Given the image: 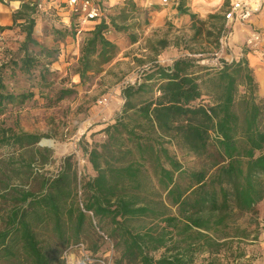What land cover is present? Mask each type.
I'll return each instance as SVG.
<instances>
[{"label":"trees","instance_id":"trees-1","mask_svg":"<svg viewBox=\"0 0 264 264\" xmlns=\"http://www.w3.org/2000/svg\"><path fill=\"white\" fill-rule=\"evenodd\" d=\"M128 1L114 16L106 3L105 17L84 39L70 67L80 85H91L117 56L109 31L138 40L120 20L143 7ZM188 1L175 0L181 14ZM228 4L206 19L194 15L191 35L158 40L150 45L154 56L136 59L148 66L122 87L121 111L98 132L105 139L84 135L77 144L94 175L82 173L76 152L62 158L55 175L37 172L33 163L50 158L36 148L41 136L7 124L14 112L56 108L76 93L52 68L58 45L43 46L34 35L43 17L56 42L74 37L76 17L66 26L56 9L43 11L31 0L13 14V25H0V34L12 32L0 38V149H13L0 155V264H67L71 247L84 243L98 256L107 240L119 253L115 264H194L204 253L207 264H221L214 256L222 247L247 237L236 217L257 215L264 201V97L246 57L202 64L228 36ZM171 43L183 54L161 65L160 52ZM173 138L195 155L194 166L171 154Z\"/></svg>","mask_w":264,"mask_h":264},{"label":"rangeland","instance_id":"rangeland-1","mask_svg":"<svg viewBox=\"0 0 264 264\" xmlns=\"http://www.w3.org/2000/svg\"><path fill=\"white\" fill-rule=\"evenodd\" d=\"M223 6L225 7V3ZM144 10V7L141 9V12L131 9L126 14V17L120 20L129 26V30L136 34L138 38L143 39L140 45L132 49L134 50L132 57L128 60L120 61L119 64L108 69V72L101 81L97 79V83L94 82L91 85L80 86V89H77L73 96L63 101L56 108L38 107L28 110L26 113L24 110L14 112L12 117L7 121L8 125L18 122L20 125L19 132L33 133L41 136L36 148L42 151L45 149L50 151L48 161L43 162L37 159L33 163L34 169L37 172L46 176L55 175L60 168L62 158L76 152L77 144L85 135L87 124L90 122L89 116L92 115L91 108L102 106V111H104L110 106L112 101L116 104V100L112 99H115L116 95H120V89L126 83H134L135 79L142 75L143 69L148 66V62L140 65L136 59L148 60L154 56L155 52L150 48V45L153 46L161 39L172 42L184 34L188 36L192 34L188 32L191 29L186 31L183 29L184 27L171 22L165 26L152 29L150 28L151 23L148 16L143 14ZM204 10L208 11V13H204L205 11L202 10L203 18L207 16L206 14H216V12H209L213 8ZM262 18L264 21V16ZM252 30L261 34L262 39L257 49H251L246 44ZM231 32L233 34H230ZM248 53L264 54V24L261 27L251 22L249 24H237L234 32L233 29L229 30L228 36L221 40V48L214 50V53H208L207 56L209 58L205 59L202 64L217 67L223 61L232 62L233 60L241 59ZM261 56L259 64L264 66V55ZM170 57H173L170 51L161 50L158 62L161 65H166ZM253 71L255 73L254 68ZM68 75V80L73 84L72 74L69 71ZM59 76L66 77L64 74H59ZM259 94L264 97V93L261 91H259ZM94 110L97 109L94 108ZM86 135L90 139V134ZM46 141H52L53 145L47 144ZM170 141L171 144H168V148L178 161L186 167H192L197 163L195 155L181 141L175 138ZM12 150L6 148L0 149L1 157H8L12 154L9 151ZM76 153L78 154V152ZM19 154V152H15L14 158L19 160ZM78 158L82 173L94 175V171L87 165L83 156L78 154ZM257 208V215L246 214L236 217L238 218L237 222L240 231L244 230L247 237L230 239V242L222 247L221 253L214 256L221 264H264V201ZM163 252L164 250L158 252L156 258H159ZM100 254L98 256H106L111 264H115L116 259L119 257L117 249L109 240L103 244ZM70 256H74L75 261L80 259V254L73 252L68 256L67 263L75 262L74 258L71 259ZM210 257L209 253L199 255L194 264H207Z\"/></svg>","mask_w":264,"mask_h":264},{"label":"crops","instance_id":"crops-1","mask_svg":"<svg viewBox=\"0 0 264 264\" xmlns=\"http://www.w3.org/2000/svg\"><path fill=\"white\" fill-rule=\"evenodd\" d=\"M31 0H0V25L1 26H11L13 25V14L18 11L22 4L25 2H29ZM198 0H190L187 2L186 7L189 8L188 12L186 14H181L176 9V3L175 0H168L167 4H164L162 0H132L134 4H137L139 7H144L145 10L143 11V14L148 16L149 21L151 23L150 28H156V27H162L165 26L168 23H175L176 25L184 27L186 31L191 29L192 23H193V16L196 15L200 19H206V17L209 14H206L205 18H203L202 10L204 9H210L213 8V10H210L211 13H221L223 10V5L225 3V0H206L208 2L212 1H218V3L215 6H208V4H200L197 2ZM105 3L108 4L110 8H112L109 12L111 15H117L120 10H122L128 0H105ZM55 6L57 3L54 4ZM54 6V7H55ZM48 6H42V10L45 11ZM141 12V11H140ZM57 13L60 16V19L62 23L66 26H71L72 24V16L68 8L61 7L58 8ZM208 13V11L204 12ZM264 16V7L260 12H257L252 20L251 23H254L259 25V27L264 24L263 17ZM253 21V22H252ZM96 25V22L90 21L88 23L83 24L81 28V32L79 34H76L74 37H68L65 40L57 41L52 36L49 35L47 32V21L41 17L37 19L36 26L34 28V35L38 39V41L46 47H52L56 44L60 48V56L56 62L52 64L53 70L57 71L60 75L64 74L66 77H69L68 71L70 72V67L75 66L77 64L78 58L80 56L81 46L84 41V39L87 37L88 33L93 30L94 26ZM237 25V24H236ZM236 25H231L233 32L235 30ZM178 26V27H179ZM156 30V29H155ZM154 30V31H155ZM192 33L191 31H188ZM11 31H5L4 33L0 34V38H6L10 36ZM233 34V33H232ZM107 37L114 41L119 50L117 56L107 65L104 66V71L98 75L96 78L101 81L105 74L108 72V69L112 68L114 65H117L120 63V61L128 60L130 57H132V52L135 47L140 45L142 38H138L136 42H132L126 35L118 33L116 31H109L107 34ZM166 51H170V54H172L173 57H170L168 59V64L171 65L175 59H177L179 56L183 54V51L179 48L175 47L172 43L164 49ZM261 53L253 54L248 53L244 55L250 63V66L254 68L256 79L259 83L260 91L264 93V66L259 64L261 62ZM261 56V57H260ZM63 77V76H62ZM72 81L71 85H74L76 89H80V77L78 74L72 73ZM96 80L94 82H96ZM137 78L135 79V81ZM134 81V82H135ZM70 82V81H69ZM93 82V83H94ZM92 83V84H93ZM97 83V82H96ZM122 88L120 89V95H116L115 99L116 104L114 101L111 102L110 106L106 108L104 111H102V106L97 107L94 106L97 110H94L92 107V115L89 116L90 122L87 124V128L85 130V135L90 134L94 135L95 140H102L105 139L106 134L105 133H98L101 132L105 127H107L109 124H112L115 121V118L117 114L121 111L124 99L122 97ZM120 96V97H119ZM25 113L28 110H31L29 108L23 109ZM21 110V111H23ZM70 258H74V256H70ZM75 261V258H74ZM78 261V259L76 260Z\"/></svg>","mask_w":264,"mask_h":264},{"label":"built area","instance_id":"built-area-1","mask_svg":"<svg viewBox=\"0 0 264 264\" xmlns=\"http://www.w3.org/2000/svg\"><path fill=\"white\" fill-rule=\"evenodd\" d=\"M38 3V6H48L45 11L50 9L66 7L69 9L71 16H75L79 24L78 34L81 32V26L90 21L99 22L106 15V4L103 0H33ZM164 4L168 3V0H162ZM57 3L55 6L54 4ZM228 6L224 11V17L227 28L231 31V25L236 24H249L253 16L260 12L264 7V0H228ZM55 6V7H54ZM232 34V32L230 33ZM261 34L252 30L247 39V47L251 49H257L258 44L261 42ZM92 216V213H90ZM73 252L80 254V259L75 262H68L67 264H78L81 260L85 264H111L107 260L106 256L99 257L90 254L84 243H80L71 247L65 254L66 259Z\"/></svg>","mask_w":264,"mask_h":264},{"label":"bare ground","instance_id":"bare-ground-1","mask_svg":"<svg viewBox=\"0 0 264 264\" xmlns=\"http://www.w3.org/2000/svg\"><path fill=\"white\" fill-rule=\"evenodd\" d=\"M197 2L200 3V4H208V6H215L218 3V1L217 2L216 1L208 2L206 0H198ZM46 143L50 144V145H53L52 141H46Z\"/></svg>","mask_w":264,"mask_h":264}]
</instances>
